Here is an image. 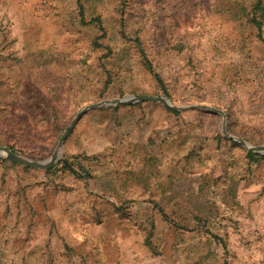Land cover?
I'll list each match as a JSON object with an SVG mask.
<instances>
[{"label":"rangeland","instance_id":"obj_1","mask_svg":"<svg viewBox=\"0 0 264 264\" xmlns=\"http://www.w3.org/2000/svg\"><path fill=\"white\" fill-rule=\"evenodd\" d=\"M129 94L225 115L102 104L49 169L0 154V264H96L120 225L149 264H264V152L239 140L264 145V0H0L1 145L46 160L82 109ZM129 116L151 130L142 169L111 150ZM85 136L104 149L73 153Z\"/></svg>","mask_w":264,"mask_h":264},{"label":"crops","instance_id":"obj_2","mask_svg":"<svg viewBox=\"0 0 264 264\" xmlns=\"http://www.w3.org/2000/svg\"><path fill=\"white\" fill-rule=\"evenodd\" d=\"M133 120L131 117H127L124 120L123 125L120 127V138L119 145L117 147L112 148L111 150L114 153L113 158H116L119 164L122 166V169L126 170H136L143 168V162H148L151 153L143 152L141 148L145 144H149L151 130H140L139 127H136V123L138 119H134V124L132 125ZM153 131V130H152ZM144 132V133H143ZM163 136L167 135L164 132ZM156 134V131L153 132ZM162 136V137H163ZM83 137V136H82ZM83 138V141L79 146H75L73 148V153L77 154H85V155H93L98 153L100 150H103V147L93 146L90 141H93L94 137ZM99 136H96L98 138ZM88 138V139H87ZM103 148V149H102ZM117 153L115 154V151ZM169 155L171 152L169 151ZM148 156V159L145 160V157ZM167 152H165V157H167ZM141 157V158H140ZM143 157V158H142ZM142 159V161H141ZM173 180L167 182L173 186ZM100 187L96 188L95 191L98 192L94 194V196L99 197V200L104 201H115V190H111L108 188L112 185L110 180L102 181L98 184ZM121 185L126 187L124 181L121 182ZM123 187L124 190H121V195L128 193L129 190ZM114 191V192H113ZM170 192V191H169ZM168 193V192H167ZM142 196L140 197V199ZM138 199V200H140ZM146 200V198H144ZM117 239L119 242L110 243L108 240L106 243L104 242L102 247L99 249H87L85 252L89 257L93 260H96V264H149V261L145 259L149 256V249L145 246L143 242V234L135 235L133 228H126L124 225H120L117 228Z\"/></svg>","mask_w":264,"mask_h":264},{"label":"water","instance_id":"obj_3","mask_svg":"<svg viewBox=\"0 0 264 264\" xmlns=\"http://www.w3.org/2000/svg\"><path fill=\"white\" fill-rule=\"evenodd\" d=\"M157 101L160 102L172 109L175 110H187L189 108H195L198 106H203V107H207L211 110L214 111H218L220 113H222L223 115H225V111L217 108V107H212V106H206V105H188V106H181V105H177L174 104L171 99L167 96L164 95H142V96H136V95H132L129 94L123 98H117L114 100H106L103 102H99V103H95V104H91L86 106L84 109H82L78 115L75 117V119L72 121V123L70 124V126L66 129V131L63 133V135L60 137L59 143L55 149V151L53 152V154L51 155V157H49L46 160H34L28 157H25L21 154H18L14 151H12L11 149H9L8 147L1 145L0 144V154H4L8 159L30 166V167H35V168H41V169H49L51 167H53L56 163L59 162V160L62 158V154H63V146H64V142L65 139L68 137V135L72 132L73 128L75 127L77 121L82 117V115L89 110L92 107L95 106H99L102 104H108V105H118V104H125V103H136V102H140V101ZM224 132L227 133L230 137H234L235 139H239L236 136H233L231 134H229L227 132L226 129V120L224 121ZM243 144L246 145V147H248L249 149L252 150H257V151H262L264 152V145L261 146H254L252 144H250L247 141L241 140L239 139Z\"/></svg>","mask_w":264,"mask_h":264},{"label":"trees","instance_id":"obj_4","mask_svg":"<svg viewBox=\"0 0 264 264\" xmlns=\"http://www.w3.org/2000/svg\"><path fill=\"white\" fill-rule=\"evenodd\" d=\"M257 23H258L259 27L262 28V22L261 21H257ZM157 76L159 77L160 80H162L159 75H157ZM251 153H253V151H251Z\"/></svg>","mask_w":264,"mask_h":264}]
</instances>
